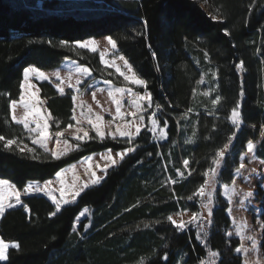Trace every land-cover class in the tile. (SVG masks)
<instances>
[{
    "label": "trees",
    "instance_id": "16d2710c",
    "mask_svg": "<svg viewBox=\"0 0 264 264\" xmlns=\"http://www.w3.org/2000/svg\"><path fill=\"white\" fill-rule=\"evenodd\" d=\"M213 15L218 19H212ZM109 35L117 41V54L124 55L147 81L152 109L156 104L163 106L156 113L167 120L168 138L161 140L145 129L131 145L119 138L69 139L80 147L60 160L35 146L40 159L33 160L32 153H22L16 146L6 150L0 142V179H8L21 190L29 182L53 179L88 155L136 148L108 171L101 184L85 190L55 217L49 216L54 204L42 195L22 199L30 214L23 207L7 211L0 219V238L18 242L20 250L10 249L9 260L0 264H140L142 259L143 264H198L200 259H209V250L220 253L214 258L217 264H243L235 252L240 239L227 235L231 220L220 190L233 180L249 141L256 143L255 156L264 160V0H0V135L30 144L29 133L11 121L9 108V101L19 97L23 69L30 65L50 71L70 59L92 70V78L81 90L93 80L132 87L113 69H106L98 53L71 44ZM61 40L70 45L60 46ZM241 60L245 71L235 67ZM203 71L217 75L215 95L222 100L215 108L195 96ZM38 88L53 117L49 131L73 124V92L61 95L49 82L38 83ZM237 101L243 120L238 130L228 119ZM189 108L192 111L182 119ZM232 131L236 138L213 178V223L205 222L204 243L196 238L195 224L177 231L166 217L202 212L205 198L188 201L186 197L203 183V172L214 166L215 152L228 142ZM184 159L190 161L188 169ZM177 168L184 172L183 178ZM171 179L177 182L172 184ZM257 199H262L260 250L264 258L262 191ZM84 208L92 211L90 219L73 232L74 220Z\"/></svg>",
    "mask_w": 264,
    "mask_h": 264
},
{
    "label": "snow or ice",
    "instance_id": "6c2138e0",
    "mask_svg": "<svg viewBox=\"0 0 264 264\" xmlns=\"http://www.w3.org/2000/svg\"><path fill=\"white\" fill-rule=\"evenodd\" d=\"M212 19H218L217 16L213 15ZM145 27H147V22L145 21ZM225 34L228 35L227 30H225ZM107 42V44L111 47L113 50V58L108 59L106 58L109 54V50L105 48L103 51L99 52V59L100 63L105 66L106 69H114L115 73L118 74L119 77H122L124 82H127L130 85H134L137 87H142L144 89V93H133V89L131 87L128 88H122L117 87L114 90H109L108 96L112 98V103L115 105V114L113 115L112 120L108 121V127L105 128L102 126L103 116L99 113H95V120L92 119L91 116L88 117V124L91 125V129L94 131L95 135H90L88 130H85L83 128H77L76 132L74 133V139L77 142L85 141V140H92L99 138L101 141H103L106 138H111L112 140H117L118 138L124 139V141L131 145L136 140L138 136L141 135L142 130H147L148 132L152 133L154 136H157L159 139L164 140L168 138V132H167V120H161L157 117V113L153 112L147 119L150 123V127L147 123H145V116L142 114L143 112H146L149 108L153 107V97L150 92L147 91V81L143 78H141L137 72L134 70L132 64L129 62V60L124 55H115V50H117V41L112 36H106L104 38ZM49 44L52 43V41H48ZM72 45L75 47H78L80 49H87L88 51L92 53H97L98 51V42L95 39L91 40H76L71 42ZM59 45L62 47H68L70 45V42L68 40H61L59 41ZM153 57L156 56V53L153 52ZM205 58H208V53L204 52ZM117 60L123 62V69L120 66V64L117 63ZM236 69L238 71H245V62L243 60L239 61L235 65ZM126 69V71L124 70ZM76 72L86 76L92 75V70L85 66H78L76 68ZM109 75H113L112 72L108 73ZM23 79L19 84V97L18 99H11L9 101V108L12 111V121H14L16 124L22 125L23 128L29 133H35L36 137L32 138V144L33 145H39L40 148H43L44 152L50 153L51 159L53 160H60L63 156L68 155L69 152L73 150V148H79L80 143H76L74 145L69 144L67 140L64 141V148H59V141H57V150H52L48 147V144L46 143L50 137L51 133L49 132V120L53 119L52 114L50 112H47L46 114H43L41 111V108L39 107L40 104V97L38 95L39 89H36V91L29 92L26 96V91L28 89L35 88V84L30 82V79L34 80H40V81H47L50 80V77L45 74L44 71H42L39 67H36L34 65H30L28 67H25L23 69ZM51 76L55 77L57 81L60 83L56 84V88L58 92L61 95L65 94V87H62V84H65L67 88L73 89L74 91H79V86L84 83L83 79H76L75 84L71 82H66L61 78L60 72H53L51 73ZM212 77L215 79L217 78L216 72L212 73ZM204 76L201 75V78L196 81V83L202 84L204 83ZM105 83L111 84V81H105ZM99 91H103V89H99ZM216 91L215 88L206 90L202 93L203 96L208 97L211 96L212 92ZM127 92L132 96V99L130 101L131 106L134 110L129 112L122 111L123 103L121 98H117V94H121V97L123 94ZM195 94V89L193 90ZM243 89L240 91V95L243 96ZM93 100L96 98V93H92ZM72 101H73V108H72V116L71 119L75 120L77 123L79 121L76 117V108H77V96L72 95ZM222 97L221 95L217 94L214 99L211 100L212 106L215 108L217 105L221 103ZM99 104V102L97 101ZM17 105H22L25 109L23 118H17L15 113V110L17 108ZM81 115H83V108L84 104L81 102ZM162 105L156 104L155 108L157 110L162 109ZM241 105L237 101L235 106L231 108L230 115L228 116V119L231 121V124L235 126V128L238 130L243 123L242 120V112L240 111ZM88 113H93V109L91 105H87ZM192 109L189 108L186 110V112L181 117L186 118L188 112H191ZM211 114V113H210ZM134 117L135 119L132 120H126L125 117ZM120 119L124 121L123 123H117L115 125L114 130L111 128V125L113 121ZM35 125L34 127L31 125ZM73 124H68L65 131L68 129L73 128ZM262 129H264V125L261 126ZM82 133V134H81ZM57 137H62L64 135V132L57 131L55 133ZM195 135V133H193ZM236 138V131H232L231 135L228 137V142L224 143L221 148H219L212 159V165L213 167L207 168L203 172V176L205 179L203 180V183H201L195 191L192 192L191 195L187 196L186 199L188 201H192L195 198H205L207 200L206 203L202 204V208L207 211V215L204 216L202 212H193L190 219L188 221H184L183 219L177 221L174 219L173 215H168L166 217L167 221L170 222V224L177 230L182 231L185 228L189 226V224H195L196 227L199 229L197 232L196 238L199 240H202V242L206 243L207 241L204 240L205 237L208 236V232L205 227V222L207 225H211L213 223V193H214V181L213 178L217 175L218 170L221 166L222 161L225 158L226 152L229 149L230 144L232 141ZM0 142H3V147L6 150H13V146H16V148L19 149L20 152H28L32 153L31 158L33 160H38L40 157L36 155V149L29 147L27 144H23L22 140H19L16 137L13 138H6L4 135H0ZM187 143H191V140L186 141ZM23 144V147L20 145ZM256 148V145L252 143L251 141L247 144V152L252 153L254 152ZM135 147H127L123 149L120 152L113 153L111 149L108 150L106 154H104L101 159L107 161L108 163L104 164L103 167H99V170L103 173H107V170L109 167L115 166L119 164L121 161L125 159L126 156H128L130 153L135 152ZM149 156L152 155L151 152L148 153ZM159 155V153H157ZM89 161L91 160V157L88 158ZM190 165L189 159L183 160V166L185 169H188ZM245 168V164L241 162L239 166L235 169V172L237 174L241 173V170ZM89 171L91 172V177L87 181H83L80 185H76L73 183V185L68 188L63 185V180L61 179V189H60V198L57 199L56 197L52 196V188L50 187L52 185V181L47 180L44 181V183L41 185L40 183H28L26 184L23 189H18L17 186L13 183H10L8 179H0V217H2L5 213L6 209H11L16 207L17 205H20L24 208L25 213L30 214L31 209L27 204H25L21 199V194H33V193H45L49 195V197L52 200V203L54 204L55 208L54 211H51L49 213L50 217H55L58 213L61 212L62 207L64 205H68L71 203H75L77 198L81 196L82 193L85 192L86 189H88L90 186H94L99 184L103 179V175H97L96 171L91 170V167H89ZM255 171V170H253ZM176 172L180 177H184V172L181 171V169L177 168ZM57 177L62 178L64 173L63 171L58 172ZM188 175H191V171L188 172ZM177 181L175 179H171V183L175 184ZM233 184H235V180L232 181ZM234 192V189L232 190ZM67 193V195H66ZM225 194L228 196L229 203H231V192H229L227 185H225ZM254 195L253 191H248L245 196L244 200H247L249 197H252ZM14 201V202H13ZM243 200H241V204H243ZM139 203V202H137ZM137 205H133L132 207H136ZM131 209H125V211H130ZM230 211V209H229ZM85 212H87V209H85ZM85 213L81 212L80 215L83 216ZM177 215H182L181 213H177ZM31 216L29 215V219ZM203 221V222H202ZM156 223H159V221H156ZM146 228L149 227L148 224L144 225ZM244 225H240L235 235L241 236L242 235V229ZM73 232H76V228L73 227ZM201 233L203 235H201ZM227 235L230 237L233 235L232 232H228ZM249 239H252V237H249ZM255 242L253 243V248H255ZM15 249L17 251L20 250V244L18 242H6L3 238H0V262H7L9 260V250ZM243 249V245L240 247L235 248L236 253H240ZM220 253L218 251H208V260L200 259L198 261V264H217L215 257H218ZM164 260L168 259V254L165 253L163 256ZM140 264H143V259L140 261ZM178 264H181L180 261H178ZM245 264H247V261H245ZM257 264H264V261H258Z\"/></svg>",
    "mask_w": 264,
    "mask_h": 264
},
{
    "label": "rangeland",
    "instance_id": "374dc122",
    "mask_svg": "<svg viewBox=\"0 0 264 264\" xmlns=\"http://www.w3.org/2000/svg\"><path fill=\"white\" fill-rule=\"evenodd\" d=\"M202 6L206 12L210 13L209 6L207 3H203ZM210 15H212V14H210ZM105 37H99V38L98 37H90V38H87L84 40L95 39L98 42L97 53L99 54L100 51H103L105 48H107L109 50V54L106 58L112 59L113 58V50L107 44L106 40L104 39ZM85 50H87V49H85ZM115 55H118L117 50H115ZM117 63L120 64V66L123 69V62L117 60ZM62 64L59 67H57L56 69H53L50 71L42 70L45 72V74H47L50 77V80L40 81V80L30 79V82L35 84V88L28 89L26 91V96L29 92L36 91V89H39L38 88L39 82H49L57 90L56 84L60 83V82L57 81L55 77L51 76V73H53V72H57V71L60 72L61 78L64 81L71 82L73 84H75V81L78 78L83 79L84 82H85V79L89 80L92 78V75L91 76H86V75L82 76L81 74L77 73L76 68L78 66H81V65H78L73 60L66 59L64 61V67H61ZM124 70L126 71V69H124ZM212 73L213 72H210V71L209 72L203 71L202 75L204 76L205 82L198 85L197 90H196V95H195L196 97H198L199 100H207L210 103H211V100L214 99L216 96L215 91H213L211 96H208V97L203 96L202 93L204 91L212 89V88L216 89V87H215L216 86V78L214 79L212 77ZM99 82H103V83H99ZM91 84H92L93 88L87 90V88H89ZM82 85L79 86V89L81 88ZM61 86L65 87V89L67 88L65 84H62ZM131 86H132L131 88L133 89V93H141V94L144 93V89L142 87H137L134 85H131ZM117 87L118 86H116L112 83L108 84V83H105L104 81L93 80L82 90L81 89L79 91H74L73 89L67 90V91H72L73 95L77 96L76 117H77V120L79 121V123H77L75 120H73L74 127L71 129H68L67 131L62 130L61 132H64V135L62 137H57L55 135L56 132L51 133L49 131L51 133V137L46 142L48 144V147L52 150H57V143H56L57 141H59V148L60 149L64 148V141L65 140H67L69 144H72L69 141V139L75 140L74 139V133L76 132L77 128H83L85 130H88L90 135H92V134L95 135L94 131L91 129V125H89L87 122L89 116H91L92 119L95 120V116H94L95 113H99L100 115L103 116L104 119L102 121V126L107 128L108 127L107 122L112 120L113 115L115 114V105L112 103V98L108 96V92H109V90H114ZM122 88H124V87H122ZM99 89H103V91H99ZM89 90H90V93H89ZM93 92L96 93L95 100H93V97H92ZM38 95L40 97V91L38 92ZM117 98L122 99V103H123L122 111L129 112V111L134 110L131 106V103H130V101L132 99V96L130 94L125 92L122 97H121V94H117ZM97 101L99 102V104L97 103ZM81 102H83L85 108H87V105H91V107L93 109V113H88V110H87L86 113H83V115H81V107H80ZM39 107L41 108V111L43 114H46L47 112H49L46 108V102L41 97H40ZM24 112H25V109L23 108V106L17 105V108H16L14 114L16 115L17 118H23ZM153 112H157V110L149 108L146 112L142 113L145 116V123H147L149 127H150V123H149L147 118ZM125 119L126 120H132L135 118L128 116V117H125ZM52 121H53V119L49 120V125ZM123 122L124 121L117 119V120L113 121L111 128L114 130L115 125L117 123H123ZM31 126L34 127L35 125L33 124ZM35 137H36L35 133L29 134L30 144L28 146L31 148H33V146L39 147L38 144L33 145L31 142L32 138H35ZM119 139H122V138H119ZM80 142H83V141H80ZM252 143H254L256 145L255 142H252ZM247 144L245 145V153L241 154L240 158H239V164L241 162H243L245 164V168L242 169L241 173H239V174L234 172L233 180H235V184L232 183L233 180L230 183L224 184L221 187L220 196L228 204L227 215L229 216V218L231 220V226H230L228 232H232L233 233L232 236L238 237L240 239V242H241L240 246L243 245L242 251L240 253H238V254L243 255V257H242L243 258V264H245V261H247V264H257L258 261H264V258L262 256V253L260 250L261 237H262V223H261L262 199H260V200L257 199L258 191H262L264 194V160L258 159L255 156L254 152H252V153L247 152ZM20 146L23 147V144H21ZM41 149H43V148H41ZM73 150H75V148H73ZM107 152H108V150L104 151V152L88 155V156L82 158L81 160H79L78 162L73 163V164L63 168L62 170H60L59 172L63 171V173H64L63 177L60 178V177H57V175H55L54 178L50 180L53 182L52 185L50 186L52 188L51 195L56 197L57 199L60 198L61 179L63 180V185L65 187H68V188H70L73 185V183H75L76 185H80L83 181L89 180L91 177V172L89 171V167H91V170L96 171L98 176L103 175L105 178V176L107 175L109 170L118 166V164H117L115 166L109 167L106 174L99 170L98 165L100 167H103L104 164L108 163L107 161L101 159V157L104 154H106ZM116 152H120V151H113V153H116ZM89 157H91L90 161L88 159ZM253 170H255V171H253ZM102 181L99 184H101ZM29 183H37V182H29ZM38 183H40L42 185L44 182H38ZM99 184H97V185H99ZM97 185H94V186H97ZM225 185H227L229 192H231V203H229L228 196L225 194ZM90 187H93V186H90ZM233 189H234V192L232 191ZM250 190L253 191L254 195L252 197H249L247 200H244L245 194ZM27 195H29V196L42 195L45 198H47L48 200H50V202L52 203V200L49 197V195H47L45 193L23 194V192H22L21 199H23ZM66 195H67V193H66ZM241 200L244 201L243 204H241ZM72 204H74V203H71L68 205H72ZM64 206H66V205H64ZM20 207H22V206L17 205L14 208L6 209L5 213L9 210L17 209ZM85 209H87V212H85ZM229 209H230V211H229ZM81 212H84L85 214L83 216H81L80 215ZM81 212L76 217V219L74 220V223H73V227L76 228V232H78L79 225L84 219H87V220L90 219V215H91L92 211L88 208H84L81 210ZM202 213L204 216L207 215V211L203 208H202ZM190 217L191 216L189 214L182 213V215H180L179 217L175 216L174 219H176L177 221H179L181 219L186 221ZM240 225H244V227L242 229V235L237 236V235H235V232ZM87 228H88V225H86L85 231L87 230ZM78 235H79V237L82 238L84 234L80 233ZM249 237H252V239H249ZM254 242L256 245L255 248H253Z\"/></svg>",
    "mask_w": 264,
    "mask_h": 264
},
{
    "label": "crops",
    "instance_id": "0c3cea01",
    "mask_svg": "<svg viewBox=\"0 0 264 264\" xmlns=\"http://www.w3.org/2000/svg\"><path fill=\"white\" fill-rule=\"evenodd\" d=\"M61 67H64V62H63V64H62ZM90 78H91V77H90ZM86 80H88V79H85V81H86ZM39 83H40V82H39ZM99 83H103V82H99ZM91 88H93V87H92V84L90 85L89 88H87V90H88V89H91ZM67 90H72V89L66 88V89H65V92H66ZM57 91H58V90H57ZM58 93H59V92H58ZM89 93H90V90H89ZM59 94H60V93H59ZM44 101H45V100H44ZM45 102H46V101H45ZM86 111H87V108L84 107V108H83V113H86ZM11 117H12V111H11ZM11 121H12V119H11ZM12 122H14V121H12ZM14 123H15V122H14ZM0 218H2V217H0ZM240 255H241V254H240ZM241 256L243 257V255H241Z\"/></svg>",
    "mask_w": 264,
    "mask_h": 264
}]
</instances>
